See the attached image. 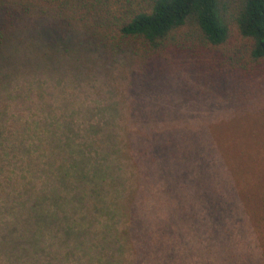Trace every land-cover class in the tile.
I'll return each instance as SVG.
<instances>
[{
  "label": "trees",
  "instance_id": "obj_1",
  "mask_svg": "<svg viewBox=\"0 0 264 264\" xmlns=\"http://www.w3.org/2000/svg\"><path fill=\"white\" fill-rule=\"evenodd\" d=\"M206 54L225 118L142 99ZM262 81L264 0H0V264H264Z\"/></svg>",
  "mask_w": 264,
  "mask_h": 264
},
{
  "label": "rangeland",
  "instance_id": "obj_2",
  "mask_svg": "<svg viewBox=\"0 0 264 264\" xmlns=\"http://www.w3.org/2000/svg\"><path fill=\"white\" fill-rule=\"evenodd\" d=\"M211 59V54L202 55L200 62L195 63V65L190 68L188 67L189 58L186 57V63L183 65V67L180 70L173 71H170V65H166L165 71L163 73L158 74L157 77H152L153 81L157 83L154 84L153 88H150V91H148L149 94L153 96H155L158 92V99L154 102L146 101L145 96L142 99L146 102V104L161 103L162 99H160V96L162 92H164L163 97L165 104L176 102L178 110L182 111L181 113L183 118L197 120L207 119L211 121H218L222 118H225L227 116V109L225 107L233 104L241 105V101H230L228 98L224 97L230 93V88L232 87V83L235 79V76L227 72V70L218 71V73L212 78H209L210 75L206 73V82L202 80L199 74L198 64H204L206 61ZM208 68L209 66L205 64L204 69ZM244 82L245 79H242V86H245ZM251 87L253 88V86ZM253 89L258 94V98L250 100L248 103H250V105L264 103V81L258 84V91L255 88ZM166 91H172V94L175 96L176 100L171 99L169 93ZM179 92L182 94V96H179ZM134 102L139 103L137 95L134 99ZM233 118L245 120L241 124L237 125L235 130H233V133L237 132L238 134L243 132L245 129L248 131L251 128L248 126H252L255 123L257 124L258 121L261 120L256 117L242 118V116H238ZM228 131H231V128H229V130L223 134L226 136L232 135L231 133H228ZM259 135H261V137L263 136L262 134ZM222 256L227 261H229L231 259L230 250L227 249L222 253ZM207 258L209 260L216 261L217 263L222 262L221 259H215L213 255ZM198 259L199 257L196 256L195 260L198 261Z\"/></svg>",
  "mask_w": 264,
  "mask_h": 264
}]
</instances>
